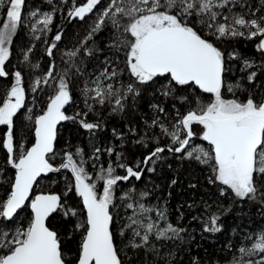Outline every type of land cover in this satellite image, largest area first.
<instances>
[{
	"label": "snow or ice",
	"instance_id": "snow-or-ice-1",
	"mask_svg": "<svg viewBox=\"0 0 264 264\" xmlns=\"http://www.w3.org/2000/svg\"><path fill=\"white\" fill-rule=\"evenodd\" d=\"M245 205L264 219V0H0V264H210L192 224ZM231 235L224 264H264V224Z\"/></svg>",
	"mask_w": 264,
	"mask_h": 264
},
{
	"label": "trees",
	"instance_id": "trees-1",
	"mask_svg": "<svg viewBox=\"0 0 264 264\" xmlns=\"http://www.w3.org/2000/svg\"><path fill=\"white\" fill-rule=\"evenodd\" d=\"M78 29L69 25L67 27L68 36L71 37L75 31ZM143 107V105H142ZM113 124H117L118 126L123 125L124 121L120 120L119 118L112 121ZM129 150L135 151V146L127 145L126 146ZM198 173H189L187 169L183 170L181 179L183 180L182 184L177 185L176 188L173 189V198L171 201V207L173 210V220L176 218L175 214V207L184 201H190L189 197L192 195L191 190L187 189V182L189 179H192L194 176H197ZM199 179L202 181L203 177L200 176ZM204 195L203 190L201 192L196 193V196L199 197ZM228 202L225 201V204ZM241 211L240 209H234L232 213L224 218L225 223V231L220 234L212 235V234H205L204 239H201L199 235L200 225L197 223L192 224V228L196 231V240L192 242V254L193 255H200L204 261L210 262V264H215V261L219 260L220 264H224L225 254L221 252L220 245L224 244L229 240H233L234 243L239 242V237H233L231 235V230L233 228H237V226L245 227L247 226L250 230H255L257 225L264 224V219L260 216L258 212L257 206H249L245 205L243 212L246 215H237V212ZM191 213H186L185 217V224L190 219ZM197 245H200L197 248ZM230 258V254L228 257Z\"/></svg>",
	"mask_w": 264,
	"mask_h": 264
}]
</instances>
